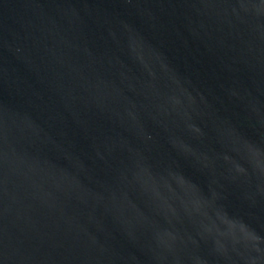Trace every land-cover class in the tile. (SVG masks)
I'll use <instances>...</instances> for the list:
<instances>
[{
  "label": "water",
  "instance_id": "95a60500",
  "mask_svg": "<svg viewBox=\"0 0 264 264\" xmlns=\"http://www.w3.org/2000/svg\"><path fill=\"white\" fill-rule=\"evenodd\" d=\"M0 264H264V0H0Z\"/></svg>",
  "mask_w": 264,
  "mask_h": 264
}]
</instances>
